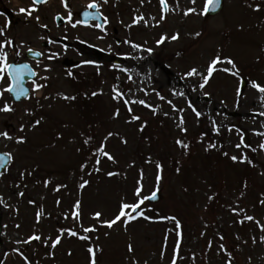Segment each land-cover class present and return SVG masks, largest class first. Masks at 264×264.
<instances>
[{
  "label": "rangeland",
  "instance_id": "obj_1",
  "mask_svg": "<svg viewBox=\"0 0 264 264\" xmlns=\"http://www.w3.org/2000/svg\"><path fill=\"white\" fill-rule=\"evenodd\" d=\"M2 1L4 3L0 5L7 10L12 21H19V24L11 25V37L16 44L24 41L25 48L35 46L41 49V24H50L54 15L60 13L66 16L68 11L61 0H51L34 12L32 18H26L19 9L28 7L31 0ZM90 2L68 0L74 20L79 19L77 14L80 11L88 9ZM99 2L102 4L100 12L108 18L107 31L84 25L73 28L69 23L58 29L60 35L69 37L72 46L68 47L67 53L62 47L53 46V50L62 53L61 57L53 61L45 57L39 67H35L40 75L50 77L48 86L39 93L32 92L33 98L21 106H15L16 111L12 113L13 122H16V132L12 134L27 135L28 141L25 144L10 141L8 152L14 154L15 161L11 163L7 177L0 178V195L11 205H0L2 264H25L12 251L16 247L21 248L33 264L37 261L39 264H89V246L97 248V264H171L178 239L177 229L173 221L161 217L173 215L181 221L183 233L181 259L177 264H193V253L196 255L194 264H225L227 255L222 252L217 254L220 243H224L233 253V264H264V242L260 241L264 232L254 221L239 223L242 216L233 214L228 207L236 206L239 201L246 214L264 223V205L259 203L264 199V149L259 148L264 143V135L257 134L264 133V116L258 115L264 111V103L258 100L260 94L247 85L246 94L241 96L237 108V78L223 72L214 74L210 86L206 88L212 93L210 98L184 87L185 84L195 83V77L180 79L190 67L205 68L209 58L221 52L237 61L246 79H255L264 84V59L257 60V57H264V7L260 11L254 10V5H264V0H225L222 12L211 18L183 15L184 9L193 6L199 12L205 0H197L195 5L191 4V0H179L178 7L177 0H167L170 9L175 10H170L166 19L158 25L156 21L164 15L160 0H144L143 4L141 0ZM36 15L41 17L39 22L34 19ZM138 15L145 17L147 25L144 22L132 23ZM177 31L180 32L179 40L156 43L161 35L167 33L171 36ZM198 31L202 33L199 37L195 36ZM126 39L140 44L147 42L145 46L152 47L153 54L148 59L140 60L116 55L131 53L132 56L148 57L147 52L141 53L126 43H116V40ZM109 45L112 46L111 53L108 51ZM12 56L15 59L14 53ZM85 59H95L101 62V67L98 70L94 65L81 64ZM66 60L80 65L68 68ZM44 64H51L52 71L45 73ZM113 64L120 67L112 68ZM125 67L129 69L128 73L122 71ZM68 70L73 72L72 77L66 75ZM117 84L122 90L130 88L134 98L147 99L162 106L160 113L153 115L150 109L133 105L134 114L147 120L143 132L139 131L142 121L126 123L130 116L126 106L122 101L117 104L112 99V88ZM173 88L188 92L197 108L206 113L199 122L188 108L185 98L172 96ZM100 89H103L102 94L91 96L92 91L99 92ZM138 89H147L149 94L145 96V92ZM152 89L187 109L184 113L189 128L187 134L181 133L172 119L173 115L178 114L172 113L166 101H161ZM86 92L88 96L84 95ZM57 93L75 95L77 99L66 101ZM47 95H51L52 99L45 100ZM81 98L91 100L86 105L77 103ZM37 99L44 105L43 108L36 104ZM27 107L33 109L35 116L25 114ZM116 107H119L121 115L113 119L112 113ZM163 112L170 115L164 116ZM217 112L221 115H217ZM40 115L45 116L44 122L35 129L31 128V123ZM209 115L221 125L219 134L212 130ZM19 123L28 125L24 133H20ZM228 125L236 127L229 132ZM238 129L243 130L244 142L251 145L250 148L236 147L241 135ZM108 130L121 134L107 142L106 150L115 156L117 162L102 157L101 171L97 173L93 171L95 158L91 157L89 146L83 144L86 137L81 133L93 135L92 147H95ZM205 133L207 135H203ZM121 137H125L128 143H122ZM178 137L190 143L187 155L184 149L176 145ZM209 144L216 147L210 148ZM225 152L228 156L224 155ZM244 154H247L250 162L231 160L232 155L241 157ZM149 158L151 163L148 162ZM85 160H89V166L81 171L80 165ZM157 163L164 166V178L160 182L163 199L156 205L147 201L146 207L142 206L145 214L153 219L141 217L128 223L127 228L123 222H119L109 229L93 218V214L100 211L103 214L101 219H111L118 214L121 201L134 203L141 170L144 171L142 195H150L156 187ZM177 167L181 169L179 173L175 171ZM25 168L33 174L26 175L21 182L19 174ZM110 171L119 172L120 175L109 177L107 173ZM89 172L92 174L88 175ZM81 178L90 181L84 189L79 188ZM44 180L52 182L44 187ZM17 184L20 186L16 187ZM24 184H27V188ZM60 184L67 187L55 191ZM20 191L25 192L24 197L18 195ZM242 192L244 195L241 197ZM210 196L214 199L209 200ZM58 199L61 201L59 206L56 204ZM29 200H36L51 216L46 215L37 224L35 214L38 209ZM76 200H81L82 216L80 221L74 222L71 211ZM16 209H19L18 213ZM65 212L69 213L68 219H64ZM81 223L85 227L97 225L96 232L87 234L90 240H81L65 233L55 249L50 247V242L46 247L43 240L33 241L30 245L16 243L34 231L54 239L60 228L74 227L84 235ZM202 232L204 235H201ZM220 235H224L223 241ZM253 237H256V243H253ZM209 241L212 242L211 248L207 247ZM129 244L133 246L132 251L128 249ZM53 252L54 256L51 255ZM5 253L8 255L5 256Z\"/></svg>",
  "mask_w": 264,
  "mask_h": 264
},
{
  "label": "snow or ice",
  "instance_id": "obj_2",
  "mask_svg": "<svg viewBox=\"0 0 264 264\" xmlns=\"http://www.w3.org/2000/svg\"><path fill=\"white\" fill-rule=\"evenodd\" d=\"M63 6L65 9H68L66 16H63L60 13H57V18L61 19H66L69 24L73 28H75L77 25H84V26H91L95 28H100L104 30L105 32L107 31L106 28H104L103 24H90V19H97V18H103L104 22H108V18L103 15L102 12H99V9L102 7V4L99 2V0H91V2L87 5L88 9H95L97 11H87L85 10L83 12V19H75L73 16V11L69 9V3L68 0H61ZM108 0H103V3H107ZM161 5H162V11L164 15H161L160 20L156 21V24L158 25L160 21L166 19V14L172 10L174 11L175 9H170V5L168 4L167 0H160ZM197 0H191V4L195 5ZM48 3V0H31V4L28 7H21L19 9L20 13L25 14L26 18H32L33 13L39 11V5H43ZM141 3H144V0H141ZM179 6V0H177V7ZM221 7V0H205V4L203 9H201L199 12L196 7H188L183 10V15L184 16H190L193 14L196 15H204L207 16L209 12H214L217 9ZM264 7V5H261L259 3L254 5V10L255 11H260L261 8ZM34 19L39 22L41 20V17L39 15H36ZM141 22H144L146 25L148 21L145 19L143 15H138L137 17L134 18L132 21L133 24H139ZM132 25H128L127 27H131ZM41 27L47 29L48 25L47 24H41ZM241 28L243 26L241 25ZM7 32V25L5 26H0V37H3V39H0V100H4L3 105L0 106V113H7L11 114L16 111L15 108V102L21 101L22 98H27V99H32L33 97L30 95V90L28 87L25 86V76L32 77L31 83H32V91L35 93H39L41 89L46 88L47 81H49L50 77L48 75H40V73L32 66V64L28 62H23L20 58L24 56L26 53L31 54L32 57L35 58H45L49 61L57 60L61 57L62 53L60 51H56L53 49H48L47 53L45 51H35L32 47H27L25 48V42L21 41L20 44L15 43L14 38H9L6 34ZM201 32H196L195 36L199 37L201 36ZM41 40H46L49 45L52 44H57L58 41L53 39L51 36H41ZM68 37L64 36L63 40H67ZM98 39H103V37H98ZM180 39V32L177 31L176 33L172 34L169 36L167 33L161 35V37L156 41V43L163 44L166 40H172L176 41ZM117 44L120 43H126L128 44L131 48L138 50L139 52H147L148 57H144L143 55H137V56H132L131 53H116V55H123L126 58H131V59H148L151 57V55L154 52V49L152 47H146L145 44H140V43H135L130 39H126L124 41H117ZM69 45L68 44H63L62 48L64 53H67ZM92 47H97L96 45H92ZM101 51H104V49H100ZM108 51L111 53L112 52V46H108ZM15 54V59H13L12 54ZM177 55H180V53H177ZM264 59V57H257V60ZM41 61H37L36 67H39ZM81 64H87V65H94L99 68L101 67V62L95 60V59H85L80 62ZM227 65V66H225ZM112 68H119L120 66L117 64L111 65ZM43 71L45 73H49L52 71V65L51 64H44L43 65ZM122 71L125 73L129 72L128 68H123ZM218 72H223L226 74H229L235 78H237V87L235 89V95H236V105L237 108L239 107L240 103V98L242 95H245V87L247 85H250L252 88H254L260 95L258 97V100L262 103H264V84L260 83L258 80L255 79H246L245 75L242 73L241 68L238 66L237 61L230 55H223L221 52H216L214 53L210 58L207 63V66L203 69L198 68V67H190L187 69L181 76V80H188L190 78L195 77L196 81L195 83H192L190 85L185 84V88H190L191 92H199L200 95L203 97H208L210 98L212 96V93L210 91H207L206 88L210 86V82L214 78V74ZM66 75L69 77H72L74 74L71 70H68L66 72ZM118 79V78H117ZM129 80H131V76L129 75ZM40 81H43L40 82ZM138 90H143L145 92V96H147L148 90L147 89H138ZM152 91L157 92V96L161 101H166V103L170 106L172 113L178 114V115H173L172 119L176 121V127L180 130L181 133L187 134L189 131V128L186 126L187 121L185 118L184 113L187 111L186 108L179 107L176 102H174L173 99H168L164 95H162L159 91L156 89H152ZM103 89H100L98 91H92L91 96L95 97L99 94H102ZM11 94L13 97V102H8V100H5V94ZM172 96L174 97H183L185 98V101L187 103L188 108L191 109L192 113H194L195 117L197 118V121L199 122L200 118L204 116L206 113L199 110L197 106L192 102V100L189 98V93L184 91V90H177L176 88H173L171 91ZM85 96H88V93H84ZM57 96L60 98L66 100V101H74L77 99L75 95H67V94H61L57 93ZM45 100L52 99L51 95H47L44 97ZM112 99L119 104L121 101L127 108V112L130 114L129 118L126 120V123H132L135 121H142L140 124L139 131L143 132L145 128L147 127V120H143V118L138 115L134 114V109L133 105H141L144 106L148 109H150L153 113V115H158L160 113L161 107L158 106L152 102H149L147 99H141V98H134V94L132 93V90L129 88L127 90H122L119 85H114L112 88ZM36 104L40 107L43 108L44 105L40 104L39 100H36ZM51 107V104L49 105ZM25 114L29 116H35V112L33 111L32 108L27 107L25 108ZM121 115L119 107H116L113 110L112 116L113 119H118ZM164 116H169V112H163ZM217 115H221V113L217 112ZM259 116H264V111H261L258 113ZM23 117H21V120ZM210 122L212 124V130L219 134L221 130V125L217 123L216 119L214 117H211L209 115ZM45 120L44 115H40L39 118L34 119V121L31 123V128L35 129L37 126H40ZM28 127V125L24 123L19 124V131L20 133H24L25 129ZM228 131L231 132L233 128H235V125H228ZM238 132L241 133L240 135V143L236 144L237 148L243 147H248L250 148L251 145H248L244 142V136L242 134L243 130L238 129ZM258 135H264L262 132H257ZM60 137H62V133L59 134ZM81 135L85 136L86 138L83 140L84 145L89 146V151L91 154V157H94V165H93V171L95 172H100L101 168V158H107V160L112 161L113 163H116V158L115 156L107 151V142L110 138L113 136L120 137L121 134L119 132H115L112 130H108L106 132V135H104L103 140L96 145L95 147H92L93 141H94V136L93 135H88L85 133H81ZM203 135H207L206 133ZM0 138H3L5 140H15L17 144H25L28 141V136L27 135H16L14 136L9 130H2L0 131ZM122 143L127 144L128 140L125 137H121ZM175 143L177 146H179L181 149H184L185 152L184 154L187 155L188 151L190 150V143L187 142L183 138H177L175 140ZM208 147L210 148H215V144H209ZM260 149H264V143H261L259 145ZM255 151V149H253ZM77 151H81V149H77ZM225 156H228V153H224ZM232 161H249V157L247 154L242 155L241 157H238L236 155L231 156ZM15 161V156L12 152H0V169H4V171H0V178H3L6 174L7 171L9 170V165ZM149 163H151V159L149 158L148 160ZM134 163V162H133ZM89 166V160H85L84 163L80 165L81 171H84V169L88 168ZM157 168V175H156V187L155 189L151 192L150 195H142L144 192V184H143V178H144V171L141 170L140 172V180L137 181V187L135 188V196H136V201L134 203H128L126 201H121L118 214H116L113 218L111 219H101L102 217V212L96 211L93 214V218L99 222L101 226H106L107 228L111 229L115 225H117L119 222H123L125 225V228H127V224L143 217L144 219H153V217H149L145 214V211L142 210V206L146 207V202L151 201V200H156L158 198V193L160 192V182L162 181L163 173H164V166L161 163L156 164ZM177 173L181 171L179 167L175 169ZM33 173L29 171L27 168L24 169V171L20 172V180L23 182L24 178L26 175L30 176ZM92 173L89 172L88 175H91ZM109 177L112 176H118L120 175L119 172L116 171H110L107 173ZM52 181L51 180H44L43 185L44 187H47ZM37 183H40V181H37ZM90 184L89 180H84L81 178V182L79 183V188L84 189L87 185ZM20 185L17 184L16 187H19ZM24 187L27 188V184H24ZM62 187H67V185H57L55 188V191H59L60 188ZM247 187V184L245 183V188ZM20 197H24L25 192L20 191L18 193ZM241 197L244 195L242 192ZM214 199V197L210 196L209 200ZM29 203L32 205H35L37 207V212L35 214V219L36 223L39 224L40 221L47 215L51 216V213H47L45 209L37 203L36 200H29ZM61 201L58 199L56 201L57 206ZM261 205H264V199H261L259 201ZM0 205H3L4 207H11L3 198L2 195H0ZM230 211L233 214H236L238 216H242V218L239 220V223L243 224L245 221H254L260 228L262 232H264V223H261L259 220H257L254 216L246 214V209L241 208L239 206V201L236 202V206L228 205ZM17 213L19 212V209H16ZM69 213L65 212L64 213V219H68ZM82 216V211H81V200H76L73 204V210L71 211V217L72 220L75 221H80ZM163 220H171L175 223L176 229H177V243L173 252V257L171 260V264H177V261L181 259V243L183 240V233H182V225L181 221L176 217V216H163L161 217ZM5 227H7L5 225ZM17 228L20 227L19 224L16 225ZM82 232L84 235H82L80 232H77L74 227H69V228H60L58 230V235L53 239L51 236L44 237L41 233H38L34 231L31 235H29L26 239L24 240H17V244H27L30 245L33 241H41L43 240L44 245L47 247L49 246L50 242V247L52 249H55L62 241V238L64 237L65 233L69 236H75L78 237L81 240H90L91 237L87 235L88 233H93L96 232L97 225H90V226H83L81 223L80 225ZM207 227V225H205ZM201 235H204L202 232ZM220 240L223 241L225 239L224 235L219 236ZM237 239H239V236H237ZM167 241V237L165 238ZM253 243H256V237L252 238ZM260 241L264 242V235L260 237ZM246 243V242H245ZM212 242L209 241L207 247L211 248ZM129 251L133 250L132 244L128 245ZM13 252L17 253L25 262V264H33V261L29 259V257L25 254L24 251L21 250V248L16 247L12 250ZM88 253L90 254V261L89 264H97V248L93 246H89L87 249ZM225 253L228 257L226 260L225 264H233V253L226 247L224 243H220L218 245L217 249V254L219 253ZM8 253H5V256H7ZM51 255H55V253H51ZM69 255H71V252H69ZM164 253H161V256H163ZM196 255L193 253L192 260L193 264L195 262ZM249 260H251V257H249ZM35 264H39V262H35Z\"/></svg>",
  "mask_w": 264,
  "mask_h": 264
},
{
  "label": "flooded vegetation",
  "instance_id": "obj_3",
  "mask_svg": "<svg viewBox=\"0 0 264 264\" xmlns=\"http://www.w3.org/2000/svg\"><path fill=\"white\" fill-rule=\"evenodd\" d=\"M0 3H4V2L2 0H0ZM56 17H57V15H54L52 17L50 24H47L48 25V28L47 29L41 27L42 30L40 31V34H41V36H51L53 39L57 40L58 43L57 44L49 45L46 40H43L42 42H40L41 49L38 48V47H35V46H30L35 51H45L47 53V50L48 49H54L53 48L54 45L55 46L62 47L63 44H68L70 47L72 46L71 44H69L68 39L67 40H63L64 35H60V32L58 30L59 27L56 24ZM14 23L19 24V21H12L11 16L7 13V10H5L0 5V26L7 25V32H6V34H7V36L9 38H12L11 37V28H12L11 25L12 24L14 25ZM0 39H3V37H0ZM29 45H31L30 42H29ZM20 59L23 62H30L33 66L36 65L33 61H29L27 59V53L24 56H22ZM4 99L5 100H8V102L11 103L10 94H7L6 93ZM3 102H4V100H0V106L3 105ZM25 103L26 102L21 103L20 105H15V106L16 107L17 106H21V105H23ZM16 120H18V118H16ZM15 123L13 122L12 113L11 114L0 113V131H2V130H9L11 133H15L16 132L15 131V127H14L15 126ZM9 144H10V141L9 140H5L3 138H0V152H8L9 151ZM7 173H8V171H7ZM4 177L6 178L7 177V174Z\"/></svg>",
  "mask_w": 264,
  "mask_h": 264
},
{
  "label": "water",
  "instance_id": "obj_4",
  "mask_svg": "<svg viewBox=\"0 0 264 264\" xmlns=\"http://www.w3.org/2000/svg\"><path fill=\"white\" fill-rule=\"evenodd\" d=\"M223 5H224V0H221V7L219 9H217L216 11L214 12H209V14L207 15V17H210V16H215L217 14H219L221 12V10L223 9ZM81 19H83V13L80 15ZM91 20H96L98 21L100 24H102V20L101 18H97V19H90ZM58 25L61 26L62 25V22H58ZM33 78L32 77H28V76H25V86H26V83L30 80H32ZM246 88V87H245ZM23 99V98H22ZM0 171H4V169H0ZM162 197L160 195V193H158V198L156 200H151L150 202L151 203H158L159 201H161Z\"/></svg>",
  "mask_w": 264,
  "mask_h": 264
}]
</instances>
